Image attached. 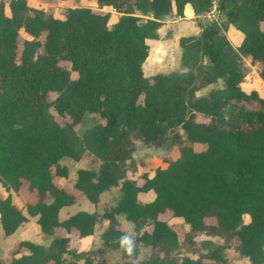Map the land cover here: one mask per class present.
Segmentation results:
<instances>
[{
    "label": "trees",
    "instance_id": "obj_1",
    "mask_svg": "<svg viewBox=\"0 0 264 264\" xmlns=\"http://www.w3.org/2000/svg\"><path fill=\"white\" fill-rule=\"evenodd\" d=\"M61 1L72 6L55 14L26 0H0V225L7 236L34 217L41 233L60 230L46 246L19 241L6 264H78L83 252L71 249L70 233L85 241L100 220L102 249L121 252L115 264H230L216 245L197 258L174 256L181 241L160 219L165 211L189 225L186 239L220 233L236 240L248 264H264V98L242 87L256 65L264 85V0H217L228 24L242 32L237 47L211 20L198 36L179 39L187 72L150 77L142 64L162 19L183 17L186 6L207 12L214 0ZM104 8L118 13L113 22ZM218 80L223 88L195 94ZM86 113L100 119L78 135L74 126ZM134 139L171 142L175 155L151 176L127 177ZM84 153L98 167L78 168L67 189L68 169L59 161ZM117 185L118 202L101 214L77 210L59 219L79 196L97 206ZM116 215L140 234L123 244ZM139 244L151 248L147 259L137 260Z\"/></svg>",
    "mask_w": 264,
    "mask_h": 264
},
{
    "label": "rangeland",
    "instance_id": "obj_2",
    "mask_svg": "<svg viewBox=\"0 0 264 264\" xmlns=\"http://www.w3.org/2000/svg\"><path fill=\"white\" fill-rule=\"evenodd\" d=\"M28 5L34 8H41L48 12L53 13H64L66 8L70 5L69 2H63L61 0H26ZM80 6H87L90 8H96L94 3L78 2ZM217 0L212 2L211 7L207 12L201 14H195L189 6L184 9V16H177L174 12L168 14L162 19L161 26L158 29L157 39L148 40L149 53L147 58L142 64L143 72L146 77H150L157 73H171V72H187L190 68L186 67L181 62V48L179 46V39L181 37H192L198 36L203 27L211 20H216L223 28V33L233 47H237L240 43L242 32L235 29L233 24H228L226 16L219 12ZM106 12H111V22L118 16V13L110 8L103 9ZM144 18V17H143ZM240 33H239V32ZM239 33V34H238ZM239 35V36H238ZM24 33L19 35L18 39V53L21 49V43ZM202 64H207L205 59L201 60ZM250 66V74L245 79L242 87L247 92L256 91L259 96L264 98V85L256 77L257 67ZM224 87L222 80H218L212 85H208L195 92L197 96L209 95L211 91L215 89H221ZM53 94L50 95L52 98ZM56 119L59 122H64L65 119L58 116L52 111ZM97 114L86 113L78 122L74 129L78 135L93 126L99 120ZM196 149H201L202 146L198 145ZM169 155L174 157L175 145L171 142H167L161 146L146 145L138 139H134V150L132 153V161L129 162L128 168H126V176L139 178L142 174L146 173L152 175L156 167H163L164 158ZM68 169V179L65 180L63 185L67 189H71V184L74 181L75 173L78 168L97 169L99 161L94 159L90 154L84 153L80 160L75 161L69 157H63L59 161ZM0 189L1 186H0ZM120 197L119 185L112 186L109 190L103 192L99 197V203L97 206L89 202L85 197H78V200L69 205L63 207L59 211V219L63 220L70 214L77 210H84L87 212L98 211L99 214L103 212L105 208L110 205H115ZM153 197L152 193H147L144 200H150ZM46 201H50L51 197L46 196ZM22 201V200H21ZM14 202L21 205L17 196H14ZM160 219L167 221L178 234L181 244L177 250L173 251L172 254L178 258L188 256L190 258H197L200 254L207 252L213 245L220 246L222 254L230 264H248L246 258H243L236 247V240L225 239L222 234L214 233L207 234L202 233L191 240L186 239L189 232V225L181 218H172L170 211H165L160 214ZM119 221V226L125 232L123 236V244L129 237H135L140 234L141 231L137 230L133 223L128 222L123 215H116ZM207 224H215L213 218L206 219ZM104 221H98L94 228L93 237L85 241L79 240L76 231L70 233V247L76 251H82V258H80L78 264H83L84 258H89L92 264H115L121 263V252L120 250H104L102 249L101 239L99 238L100 233L103 231L105 226ZM60 233L59 229L55 230L53 236H49L41 233L36 218L29 217L28 221L20 225L14 233L11 235H4L0 225V264H6L9 259L10 249L14 242L20 240H28L37 244L46 246L52 237L57 236ZM20 235V236H19ZM8 254V255H7ZM151 254V248L139 244L137 260L147 259Z\"/></svg>",
    "mask_w": 264,
    "mask_h": 264
},
{
    "label": "crops",
    "instance_id": "obj_3",
    "mask_svg": "<svg viewBox=\"0 0 264 264\" xmlns=\"http://www.w3.org/2000/svg\"><path fill=\"white\" fill-rule=\"evenodd\" d=\"M20 236V235H19ZM93 237V236H92ZM21 241V240H20ZM19 241H17V242H14V244H13V246H12V248H14L15 246H16V244L18 243ZM11 251L13 250V249H10ZM11 251L9 252V256H10V253H11ZM8 255V254H7ZM247 260V259H246ZM247 262H248V260H247Z\"/></svg>",
    "mask_w": 264,
    "mask_h": 264
}]
</instances>
